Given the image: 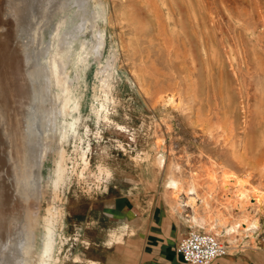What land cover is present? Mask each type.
Here are the masks:
<instances>
[{"label": "rangeland", "instance_id": "374dc122", "mask_svg": "<svg viewBox=\"0 0 264 264\" xmlns=\"http://www.w3.org/2000/svg\"><path fill=\"white\" fill-rule=\"evenodd\" d=\"M35 2L0 1V8L6 4L2 8L6 11L2 13L0 9V14L8 17L0 16V34L8 32L7 47L15 45L17 37L20 43L34 47L38 44L43 51L49 47L54 27L64 14L66 22L58 41L74 39V50L81 48L82 41L88 48L94 42L99 46L87 55L88 65L81 71L79 87L82 119L91 131L75 150L73 139L65 145V164L69 168L77 166L76 170L56 193L46 189L37 204L39 223L30 231L34 255L41 247V217L53 203V194L54 204L62 212L55 244V264H60L72 256L74 248L70 244L77 238L67 236L63 230L68 195L98 192L116 176L153 202L161 200L183 231L215 235L230 252L240 250L242 244H251L264 254V212L258 218L261 231L245 238L240 234L224 236L215 222L218 218L226 223L238 220L232 207L238 188L225 179L228 190L223 192V169L245 181L239 189L242 192L264 189V0H105L106 19H96L103 32L96 36L91 28L92 13L100 11V6L94 0L86 1L85 11L68 0H40L38 5ZM67 6L71 8L61 11ZM212 11L217 19L214 39L220 48L217 60L209 50ZM36 27H41L39 42L35 39ZM202 40L206 53L202 51ZM47 59L48 51L37 61L42 65ZM68 71L73 77L72 64ZM55 91L53 88L52 93ZM91 103L95 105L94 112H90ZM100 103H104L107 113L100 112ZM98 115L99 132L95 125ZM88 142L83 162L79 160L84 155L80 147L85 148ZM52 146L41 167L43 187L53 172L56 144ZM159 154L178 165L185 180L197 174L199 196L194 209L212 220L213 225L198 227L191 221L194 209L187 204L184 192L179 197L181 206L176 207L170 191L163 186L165 170L156 162ZM1 161L3 175L6 170ZM209 186L213 188L212 195L205 204L202 197ZM247 203V212L252 216L253 205ZM19 240L0 238V262L7 264V253L3 252L10 245H18Z\"/></svg>", "mask_w": 264, "mask_h": 264}, {"label": "bare ground", "instance_id": "6f19581e", "mask_svg": "<svg viewBox=\"0 0 264 264\" xmlns=\"http://www.w3.org/2000/svg\"><path fill=\"white\" fill-rule=\"evenodd\" d=\"M45 1L48 2V0ZM68 1L80 11L86 10L85 4L88 0ZM104 1L94 0L100 6V11L94 10L92 13L94 24H91V28L94 30V36L103 32L97 27L96 19H106ZM38 2L40 3V0H36V5ZM2 8L0 9L3 13L5 9ZM70 8L69 6L63 7L61 11ZM223 10L227 11L225 6ZM167 13L169 14V9H167ZM214 13L212 11L210 18L213 36L209 50L213 53L214 60H217L220 48L219 42L214 39V35L217 33V19ZM10 15L8 16L10 17ZM66 16L64 14L55 25L52 41L49 47L44 48L43 51L37 48L38 44H35L34 47V45L20 43L22 40L19 42V38H14L15 28H12L14 34H10L15 40V45L12 38L10 40L13 43H8L14 46L7 47L8 32L3 31L7 24L3 25V32L1 31L4 34H0V38L4 39L3 41L0 39V154L2 153L0 161L2 160L1 164L6 170L2 169V172H5L0 175V238L9 236L10 241L20 239L18 245H10L7 248L9 250L5 249L7 251L3 252L4 255L7 253V264H55L57 261L58 256L55 254L56 228L62 212L54 204L56 195H52L53 203L47 206L45 214L41 217L43 228L41 247L34 255L32 251L34 236L30 231L39 223L37 204L44 197L46 189L50 188L53 193H56L58 187L64 185L70 174L76 170L77 166L73 165L69 168L65 164L67 159V155L64 153L65 145L70 139H73L75 150L77 143L82 144L84 136L87 137L91 131L82 119L80 111L82 95L79 93V87L82 78L81 71H84L88 65L87 55L92 49H97L99 45L94 42L88 48L87 44L82 41L81 48L74 50V39L65 43L58 41L62 25L66 22ZM40 20L38 21L40 22ZM3 21L5 22L2 20V23ZM9 21L12 24L15 20L12 23L11 19ZM81 26L83 28V25ZM40 35L41 27H36L35 39L37 42H39ZM99 43H101L100 40ZM201 46L202 51L206 53L207 49L203 40ZM47 51V62L41 65L37 58ZM69 64L74 67L73 77L68 71ZM53 88L56 89L55 93H52ZM99 110L107 113L104 103H100ZM94 111L95 105L91 103L90 112ZM100 117L98 115L95 122L97 132L100 129ZM119 126L121 127V125ZM81 128L84 129L83 132H81ZM53 144H56L53 172L43 187L41 185V167L48 151L53 150ZM89 146L88 142L85 148L80 147L84 153L79 157L80 161L85 162V154ZM4 159L5 163H2ZM156 162L161 169L165 170L163 186L164 189L170 191L176 207L181 206L182 201L179 200V197L184 192L187 204L194 209L199 196L197 174L192 173L188 180H185L181 175L180 167L171 163L165 154H159ZM221 177L223 192L228 190L225 179L231 180L233 187L238 188V195L232 204L233 209L237 212L238 220L226 223L222 218L216 219V224L221 226L220 233L229 238L238 234L244 236L243 238L254 236L262 229L258 218L261 219L264 212V189L253 188L254 191L245 193L239 190L245 186V181L234 172L223 169ZM212 190V186L206 188V193L202 197L205 204L208 203ZM248 201L253 205L252 216H249L247 212ZM191 221L198 227L213 225L212 220L199 214L195 209ZM0 264L4 263L0 262Z\"/></svg>", "mask_w": 264, "mask_h": 264}, {"label": "crops", "instance_id": "0c3cea01", "mask_svg": "<svg viewBox=\"0 0 264 264\" xmlns=\"http://www.w3.org/2000/svg\"><path fill=\"white\" fill-rule=\"evenodd\" d=\"M63 227L77 238L72 256L60 264H190L175 250L187 231L161 200L153 202L117 176L98 192L68 195ZM262 253L242 244L210 264H264Z\"/></svg>", "mask_w": 264, "mask_h": 264}, {"label": "built area", "instance_id": "2783aa9c", "mask_svg": "<svg viewBox=\"0 0 264 264\" xmlns=\"http://www.w3.org/2000/svg\"><path fill=\"white\" fill-rule=\"evenodd\" d=\"M176 253L190 264H210L227 254V246L215 235L190 229L177 244Z\"/></svg>", "mask_w": 264, "mask_h": 264}]
</instances>
